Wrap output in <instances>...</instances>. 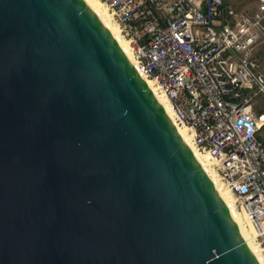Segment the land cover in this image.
Instances as JSON below:
<instances>
[{
    "label": "water",
    "instance_id": "1",
    "mask_svg": "<svg viewBox=\"0 0 264 264\" xmlns=\"http://www.w3.org/2000/svg\"><path fill=\"white\" fill-rule=\"evenodd\" d=\"M0 264H258L84 0H0Z\"/></svg>",
    "mask_w": 264,
    "mask_h": 264
},
{
    "label": "built area",
    "instance_id": "2",
    "mask_svg": "<svg viewBox=\"0 0 264 264\" xmlns=\"http://www.w3.org/2000/svg\"><path fill=\"white\" fill-rule=\"evenodd\" d=\"M102 1L138 71L156 82L196 149L214 161L264 251V146L254 109L264 97V9L226 15L223 0Z\"/></svg>",
    "mask_w": 264,
    "mask_h": 264
},
{
    "label": "bare ground",
    "instance_id": "3",
    "mask_svg": "<svg viewBox=\"0 0 264 264\" xmlns=\"http://www.w3.org/2000/svg\"><path fill=\"white\" fill-rule=\"evenodd\" d=\"M84 1L94 12V14L100 19L102 24L105 26V28L116 41L121 51L126 56V58L135 68V70L143 79V81L146 83L152 94L155 96V98L165 111L169 120L174 125L182 141L187 145V147L192 152L193 156L195 157L207 177L212 182L216 192L227 207L233 221L235 222L246 246L249 248L255 259L257 260L258 264H264V251L256 240L254 228L244 216V214L237 209L235 197L233 196L231 191L221 182L215 168L213 167L214 161L206 153H203L196 149L192 142L190 127L186 123H179L176 120L171 101L164 93L159 90V87L157 86L156 82L153 79L142 74L140 71H138L136 67V61L133 55V50L130 46V42L123 35L121 27L118 25L112 14L108 12L105 3L102 0Z\"/></svg>",
    "mask_w": 264,
    "mask_h": 264
},
{
    "label": "crops",
    "instance_id": "4",
    "mask_svg": "<svg viewBox=\"0 0 264 264\" xmlns=\"http://www.w3.org/2000/svg\"><path fill=\"white\" fill-rule=\"evenodd\" d=\"M262 8L264 9V5L260 0H223V9L226 15L233 12H245L253 15L262 12ZM259 51L258 54L262 55L261 58L264 62V45L260 47Z\"/></svg>",
    "mask_w": 264,
    "mask_h": 264
},
{
    "label": "rangeland",
    "instance_id": "5",
    "mask_svg": "<svg viewBox=\"0 0 264 264\" xmlns=\"http://www.w3.org/2000/svg\"><path fill=\"white\" fill-rule=\"evenodd\" d=\"M254 109H255L256 113H258V112L261 113L260 121L262 122V127L260 129L259 135H260L261 139L264 140V97H261V99L255 100Z\"/></svg>",
    "mask_w": 264,
    "mask_h": 264
},
{
    "label": "trees",
    "instance_id": "6",
    "mask_svg": "<svg viewBox=\"0 0 264 264\" xmlns=\"http://www.w3.org/2000/svg\"><path fill=\"white\" fill-rule=\"evenodd\" d=\"M257 99H261V97H258ZM256 99V100H257ZM259 117L261 116V113L260 112H258V113H256ZM259 138H260V140H261V142H262V144H263V146H264V140H262L261 139V137H260V135H259Z\"/></svg>",
    "mask_w": 264,
    "mask_h": 264
}]
</instances>
